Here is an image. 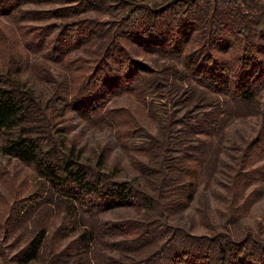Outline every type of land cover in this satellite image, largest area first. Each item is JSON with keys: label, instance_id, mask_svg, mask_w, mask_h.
<instances>
[{"label": "rangeland", "instance_id": "1", "mask_svg": "<svg viewBox=\"0 0 264 264\" xmlns=\"http://www.w3.org/2000/svg\"><path fill=\"white\" fill-rule=\"evenodd\" d=\"M20 1L0 0V80L33 93L43 143L79 154L100 188L132 186L134 205L68 194L0 152V264H264V84L244 107L207 72L221 60L233 81L251 53L264 64V0ZM63 7L76 13L47 12ZM153 19L175 35L188 22L183 53L136 40ZM104 77L118 88L79 104ZM40 228L37 258L22 262Z\"/></svg>", "mask_w": 264, "mask_h": 264}, {"label": "trees", "instance_id": "2", "mask_svg": "<svg viewBox=\"0 0 264 264\" xmlns=\"http://www.w3.org/2000/svg\"><path fill=\"white\" fill-rule=\"evenodd\" d=\"M15 1L16 4L22 3L20 0ZM209 5H204V7H209ZM69 9H71L69 13H76L73 7H63L56 10L51 9L47 12L51 13L54 17H64L68 14L67 10ZM86 9H90V7ZM221 15L224 16V13H221ZM220 22L223 23L224 21ZM187 24V21H185V23H179L178 27L180 35H175V33H173L174 26H164L163 20L153 19L152 21H146L141 23V25L139 24V26H143V29L141 34L138 32L139 30L136 31V40L139 43L144 44V46H151L152 49L158 47L167 49L168 47H172L174 48L172 52L183 53L184 46L180 45L185 44L183 33ZM151 25L157 28H153ZM225 25L227 27L230 25V28L235 30L234 24L227 22ZM258 25H262L264 27V19H260L256 26ZM240 30H249V34H251V27L245 26V29ZM147 31L151 32L148 34ZM186 37L190 38L191 36ZM215 38L216 37L210 40L212 41V44L215 43V45H217L222 43V47H224V49L230 46V44L227 43L231 40V36L230 38L222 37V40L220 41L215 40ZM254 38L252 39L251 46L254 45ZM68 47L69 44L67 42L57 46V48H60L61 53H65ZM243 61L245 62L244 67L246 69L244 68L243 72L240 73L239 76L237 75L233 81H230L229 77L224 75L225 72L221 71L224 69L222 68L223 64H221V60L212 59V62L209 63L211 66H209L207 72H209L211 77L216 79L217 82L219 80L224 88L227 85H232V89L234 90V100H236L235 102L245 107L255 100V96L257 94L256 87L261 83L264 84V64L254 53H251L248 56L246 55L243 58ZM6 72L7 70H3L1 73ZM138 73H141L140 70ZM142 76L143 75H140L139 78ZM115 78L117 77L109 80L104 77V79H102V85H108V87H106L105 90L104 87L98 88V90L92 91V93L86 98L83 96L84 98L78 101L79 104L83 105L84 103L88 107L91 105L90 103H96L97 99H104L107 94L113 93L119 86L118 81H116L117 79L115 80ZM256 80H259L260 84H256ZM217 82H214V84L217 85ZM111 85L112 88H110ZM26 94H28V96H26ZM33 101V93L27 87L23 88L22 86L15 85L13 82L8 83L4 82L3 79L0 80V133H5L3 142L0 145V152L33 164L38 176L49 181L57 188L66 189L68 194L75 195V192H80L90 197L103 196L106 198L108 203L110 201L114 204L119 203L134 205V202L130 200V193L134 191L132 186H128L125 183H119L120 185L118 187L115 186L106 189L100 188V186L97 185L98 182H94L87 178L86 168L84 167V164L80 163L79 154L73 155L72 153L70 156H66V154H60L59 152L56 153L54 143L51 139L48 140L50 142H47L46 144L43 143L37 132H33V128H30L31 126L28 125V113L30 109L29 104ZM262 124L264 129V110ZM102 155L99 157L100 163L102 161ZM139 193L141 194L139 196L140 202L151 200L150 194L146 192ZM86 233L87 232H83L80 234V239H83L86 236ZM45 237L46 230L44 228H40L36 231V233L29 239L27 244L21 250L22 254L20 259L22 262H27L31 259L37 258ZM216 239L219 240V235L217 233L216 237L213 238V241H216ZM243 264H252V262L246 261Z\"/></svg>", "mask_w": 264, "mask_h": 264}]
</instances>
